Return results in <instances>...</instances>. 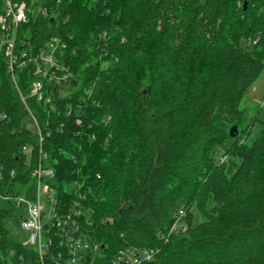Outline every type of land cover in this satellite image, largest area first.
I'll list each match as a JSON object with an SVG mask.
<instances>
[{
	"label": "trees",
	"instance_id": "obj_1",
	"mask_svg": "<svg viewBox=\"0 0 264 264\" xmlns=\"http://www.w3.org/2000/svg\"><path fill=\"white\" fill-rule=\"evenodd\" d=\"M52 37L67 46L65 94L31 65L14 68L13 84L0 50V264H54L5 227L21 231L13 199L25 188L32 199L39 163L54 172L62 212L81 200L96 264L124 247L153 250L142 264H264V129L247 145L240 108L264 66V0H51L28 14L16 46ZM179 203L184 233L170 232Z\"/></svg>",
	"mask_w": 264,
	"mask_h": 264
},
{
	"label": "built area",
	"instance_id": "obj_2",
	"mask_svg": "<svg viewBox=\"0 0 264 264\" xmlns=\"http://www.w3.org/2000/svg\"><path fill=\"white\" fill-rule=\"evenodd\" d=\"M49 1L51 0H33L30 5H26L25 3H12L5 0L4 11L0 14V33L2 35L0 50L6 60L13 84L15 83L12 74L14 68L31 65L35 78L39 81L47 80L50 83L63 86L61 91L65 94L69 90L68 83L71 81L72 75L69 69L59 61L62 52L67 48L64 41L52 37L39 49H35L28 40L22 41L19 48L16 46L18 29L26 24L28 14L32 13L37 4ZM52 1L60 3L61 0ZM41 14L46 15L45 8H42ZM30 91L31 96L40 101L43 99L40 82H34ZM45 102L48 103L49 99H45ZM30 118L32 125H29L28 129L35 130L41 149L43 136L31 114ZM79 122L77 119L76 123ZM89 139L94 141L96 137L90 135ZM23 151L26 152L27 150L24 148ZM53 179V170L39 163L31 173V180L34 184L32 199L26 198V188L24 195H19L13 199L16 206L23 212L19 227L25 234L24 244L35 249L41 263L50 256L55 260L54 264H96L101 248L98 243L91 242L81 232V215L83 212L81 200L73 202L65 213L62 212V204L60 201L58 202L55 191L51 187ZM69 190L75 192L79 190V185L74 182L68 188ZM78 198L83 199L84 197L78 193ZM175 218L170 232L184 233L187 230V226L183 222L185 211L181 208L178 209ZM99 224L109 226L112 221L108 217L102 218L99 220ZM53 245L55 253L50 254ZM154 254L153 250L124 247L117 251L112 264H142L152 260Z\"/></svg>",
	"mask_w": 264,
	"mask_h": 264
},
{
	"label": "rangeland",
	"instance_id": "obj_3",
	"mask_svg": "<svg viewBox=\"0 0 264 264\" xmlns=\"http://www.w3.org/2000/svg\"><path fill=\"white\" fill-rule=\"evenodd\" d=\"M39 4H37L38 6ZM244 46V44H242ZM264 65V60H263ZM240 108L244 113L243 127H249L248 129V139L246 144L250 145L255 137L264 129V66L258 76V78L253 82V84L245 92L242 101L240 103ZM226 147H221L215 155V159L218 160L220 156L225 152ZM25 189L20 191V196L24 195ZM14 202V200H13ZM15 203V202H14ZM13 204V203H12ZM0 207H5V203L1 202ZM181 204L176 205V209H180ZM21 209L17 211V215L20 214ZM193 215L192 226H195L199 222L203 221L201 216L193 209L191 211ZM111 219L113 223V219ZM184 221V220H183ZM8 229L10 235L17 240H22L23 232H21L13 221H8L5 225Z\"/></svg>",
	"mask_w": 264,
	"mask_h": 264
},
{
	"label": "water",
	"instance_id": "obj_4",
	"mask_svg": "<svg viewBox=\"0 0 264 264\" xmlns=\"http://www.w3.org/2000/svg\"><path fill=\"white\" fill-rule=\"evenodd\" d=\"M228 134H229L230 138H234L236 136V134H237V126L236 125L232 126L229 129V133Z\"/></svg>",
	"mask_w": 264,
	"mask_h": 264
}]
</instances>
